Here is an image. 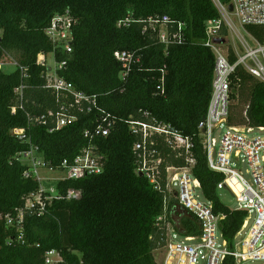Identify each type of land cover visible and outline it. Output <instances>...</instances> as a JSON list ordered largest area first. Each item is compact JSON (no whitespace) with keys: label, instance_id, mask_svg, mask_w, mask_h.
<instances>
[{"label":"trees","instance_id":"1","mask_svg":"<svg viewBox=\"0 0 264 264\" xmlns=\"http://www.w3.org/2000/svg\"><path fill=\"white\" fill-rule=\"evenodd\" d=\"M219 1L225 6L231 3ZM65 15L74 21L70 55L45 33L54 18ZM156 16L170 18V33L183 25L181 44L167 45L158 29H149V20ZM220 18L213 0H0V62L8 55L30 75L24 81L28 88L22 110L14 92L22 83L21 72L0 70V264H45V255L53 250L66 264H158L154 252L164 246L167 225H174L177 209L176 199L166 190V169L184 168L188 158L196 162L192 171L202 198L212 203L215 214L225 215L223 238L234 248L247 214L222 202L217 186L224 177L209 169L200 130L208 115L215 68V56L205 47L206 25ZM126 20L129 25L120 26ZM245 30L264 43V27ZM122 52L140 58L126 78L121 77L122 66L115 57ZM41 53L67 61L59 75L97 101L91 111L72 110L77 122L53 133L52 123L30 120L59 110L55 97L44 89L51 67L37 64ZM229 54L234 63V52ZM231 91V102L245 94L248 99L244 117L230 109L229 126L264 127V83L238 67ZM104 115L116 121L111 134L90 141L85 132L94 130ZM132 120L169 125L191 140L187 154L173 149L163 137L153 138V148L163 160L161 190L137 172L134 146L141 138L131 132ZM16 128L26 130L25 141L12 136ZM90 145L96 147L103 172L56 186L59 196L76 191L81 198L46 202L42 216L37 209H26L41 185L24 178L27 164L19 155L37 147L54 171L64 172L62 162H73ZM48 196L44 194L43 200ZM180 212L181 229L174 225L176 231L181 236L200 235L196 217ZM162 216L166 220L159 224ZM224 264L236 261L227 257Z\"/></svg>","mask_w":264,"mask_h":264},{"label":"built area","instance_id":"2","mask_svg":"<svg viewBox=\"0 0 264 264\" xmlns=\"http://www.w3.org/2000/svg\"><path fill=\"white\" fill-rule=\"evenodd\" d=\"M213 2L221 18L211 20L206 25L205 47L209 48L215 56V68L213 93L207 119L200 125L201 137L207 153L209 169L224 177L217 186L218 190L229 191L239 205L235 210L245 212L247 216L235 237L234 248H229L221 229L225 215L215 214L212 203L202 198L201 184L194 177L192 171L196 163L195 160L188 158V165L184 168L168 167L166 169V190L170 194L172 193L171 186H178L176 207L196 217L201 233L200 235L182 236L183 241L178 242L177 237L180 234L174 225L168 223L165 244L157 250L164 252L162 264H199L200 262L224 264L227 257H233L236 264L254 262H263L264 264V127H231L228 124L232 104V78L238 67H242L254 78L264 83V43L254 38L255 46L252 47L244 41L245 52L241 55L234 53L236 56L234 63L230 60L229 52L222 49L224 45L215 43L216 39H224V30H236L234 20H237L244 29L248 26L264 27V0H231L232 13L229 12L230 5L225 6L219 0H213ZM170 22L168 16H156L149 20V29L155 31L158 27H164V30L159 32L160 40L167 45L181 44L184 36L183 25H179L177 32L170 33L168 29ZM73 24L74 21L69 16H57L45 32L53 44L61 47L66 55L73 52L74 38L71 33ZM122 25L128 26L129 20L120 24V26ZM1 37L2 31L0 30ZM49 56L54 59L55 67L50 68L45 74L44 89L55 97L59 110L57 112L49 111L47 116L30 118V120L38 125L52 123L50 133H53L77 122L78 116L72 113V110L84 112L87 108L88 111H91L92 108H96L97 101L95 96L90 97L78 92L73 84L59 75V72L66 68L67 61H56L54 53ZM48 57L43 53L39 54L37 64L42 67L49 66ZM115 57L122 66V78H126L133 66L140 62V58H136L133 53L129 52L117 53ZM4 67L14 68L21 72L22 83L14 92L20 102V108L23 110L25 91L28 88L24 81L30 78V75L27 69L8 55L0 62V70ZM158 89L163 90V87H158ZM16 113L17 108L14 107L12 114ZM145 116L149 117L148 114ZM115 123V119L110 115H104L94 130L85 132V137L90 141L97 137L106 138L111 134ZM128 124L131 132L141 138V141L134 146L138 165L137 172L146 177L155 186V189L161 190L163 160L160 153L153 148L155 146L153 138L155 136L163 137L173 149L184 150L187 154L192 148L191 140L169 125H149V123L134 120ZM255 130L263 134L250 137V134ZM220 131L224 132L220 134V141H217L215 135ZM11 134L19 141L26 140L25 129L16 128L11 131ZM19 157L27 164V169L23 174L24 178L38 181L41 185L39 194L32 195L27 200L26 209H37L38 216H42L46 212V202L81 198V194L76 191H69L65 198L57 194L56 187L50 191H46L42 187L41 172L54 169L45 161L37 147L32 146L29 151L21 153ZM61 168H63L66 177L60 181H76L103 172V166L94 145L84 148L73 162L64 160ZM44 194H49L45 200H43ZM253 211L256 212L254 224L246 237L237 243L252 220ZM19 220L23 221V212L20 213ZM165 220L166 216H162L158 219V223L162 224ZM8 223L12 224V220L9 219ZM45 264L66 263L61 254L53 250L45 255Z\"/></svg>","mask_w":264,"mask_h":264},{"label":"rangeland","instance_id":"3","mask_svg":"<svg viewBox=\"0 0 264 264\" xmlns=\"http://www.w3.org/2000/svg\"><path fill=\"white\" fill-rule=\"evenodd\" d=\"M234 25L236 26V30L235 31H228L226 30V36H224V39L226 40L225 45L222 47L223 50L225 51H233L234 53L237 54H244L245 49L243 47V42L246 41L250 46L254 47L255 46V42H254V37H252L249 33L246 32V30L240 26V24L238 23L237 20L233 21ZM159 31H163L164 27H158L157 28ZM48 64L51 68L55 67V62L54 59L52 57H48ZM13 70V69H8ZM247 99H248V95L245 94L244 96L240 97L239 99L232 101V107L231 109H233V111H235V114L237 117L239 116H245V111L247 109ZM222 132L224 131H220L215 135V138L217 139V141H220V134H222ZM263 133L259 132L258 130H255L253 133L250 134V137H257V136H261ZM246 168V166H244ZM40 177L42 178V187L46 190V191H50L53 188L56 187V185L58 184V182H60L61 179H64L66 177L65 172L62 171H51V170H43L41 172ZM247 177V176H246ZM179 188L178 186H171L170 191L172 193L169 194V196L172 199H176V192H178ZM220 198L222 200V202L229 206L232 209H237L238 208V203L236 201V199L234 198V196L227 190L221 191L219 193ZM181 209H175V212L173 214V222L174 225L179 227V229H181V216H180V212ZM252 220L249 222L248 227L245 229V231L243 232V236L237 240V243L242 241L246 235L249 233V231L251 230L254 221H255V217H256V212L253 211L252 212ZM177 241L181 242L183 241V237L181 235H178L177 237ZM164 252L162 250L159 251H155L154 252V256L157 259V263L158 264H162L163 262V254ZM199 264H204V262H200ZM248 264H263V262H254V263H248Z\"/></svg>","mask_w":264,"mask_h":264},{"label":"water","instance_id":"4","mask_svg":"<svg viewBox=\"0 0 264 264\" xmlns=\"http://www.w3.org/2000/svg\"><path fill=\"white\" fill-rule=\"evenodd\" d=\"M229 12H230V13L233 12V6H232V5L229 6ZM215 43H216V44H219V45H225L226 40L223 39V38H222V39H216V40H215Z\"/></svg>","mask_w":264,"mask_h":264},{"label":"crops","instance_id":"5","mask_svg":"<svg viewBox=\"0 0 264 264\" xmlns=\"http://www.w3.org/2000/svg\"><path fill=\"white\" fill-rule=\"evenodd\" d=\"M157 252V251H156ZM156 258V257H155ZM156 261H157V259H156ZM158 262V261H157Z\"/></svg>","mask_w":264,"mask_h":264}]
</instances>
